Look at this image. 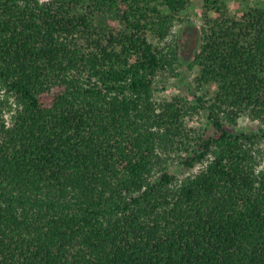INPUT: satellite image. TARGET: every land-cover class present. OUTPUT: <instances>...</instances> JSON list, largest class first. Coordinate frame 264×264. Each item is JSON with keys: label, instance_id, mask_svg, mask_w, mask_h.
Wrapping results in <instances>:
<instances>
[{"label": "trees", "instance_id": "16d2710c", "mask_svg": "<svg viewBox=\"0 0 264 264\" xmlns=\"http://www.w3.org/2000/svg\"><path fill=\"white\" fill-rule=\"evenodd\" d=\"M202 2L191 104L155 97L189 0H0V264H264V6Z\"/></svg>", "mask_w": 264, "mask_h": 264}, {"label": "rangeland", "instance_id": "374dc122", "mask_svg": "<svg viewBox=\"0 0 264 264\" xmlns=\"http://www.w3.org/2000/svg\"><path fill=\"white\" fill-rule=\"evenodd\" d=\"M47 1V0H42ZM231 12L244 5H260L264 6V0H226ZM202 0H189L188 6L181 12L180 19L172 27V32L168 36L169 41H173L174 38L178 40L180 45V53L178 61H176L174 70L167 71L161 74L157 79L155 97L158 100L171 99L173 96H184L191 104H197L195 96L203 94L211 95L214 92V85L199 86L195 82V76L197 75V68L192 66L193 55L188 53L194 46L196 40L195 29H198L202 23ZM3 91L0 89V94ZM208 112L206 109H198L195 113H188L185 116L186 130L190 136L203 135L208 136L214 134L212 125L208 119ZM247 127H255L256 124L247 117L239 119L236 126H226V128L232 132H236L240 129ZM262 148L264 150V139L262 141ZM180 153L179 156L176 154ZM185 151H175L174 164L170 166L172 172L176 173L180 178L191 175L197 172L204 164H196L193 167H188L181 163L180 156H186ZM184 158V157H183Z\"/></svg>", "mask_w": 264, "mask_h": 264}]
</instances>
